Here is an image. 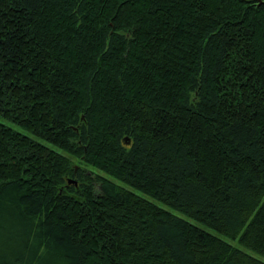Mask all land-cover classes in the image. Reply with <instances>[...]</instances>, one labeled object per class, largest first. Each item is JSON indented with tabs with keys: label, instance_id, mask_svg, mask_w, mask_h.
<instances>
[{
	"label": "trees",
	"instance_id": "trees-1",
	"mask_svg": "<svg viewBox=\"0 0 264 264\" xmlns=\"http://www.w3.org/2000/svg\"><path fill=\"white\" fill-rule=\"evenodd\" d=\"M0 117V264H264V0H0Z\"/></svg>",
	"mask_w": 264,
	"mask_h": 264
},
{
	"label": "rangeland",
	"instance_id": "rangeland-1",
	"mask_svg": "<svg viewBox=\"0 0 264 264\" xmlns=\"http://www.w3.org/2000/svg\"><path fill=\"white\" fill-rule=\"evenodd\" d=\"M0 123H2L3 125H5V126L11 128V129H13V130H15V131H17V132H19V133H22V134L28 135L26 132L22 131V130H21L19 127H17L15 124H13L12 122H9V121H6V120L2 119L1 117H0ZM81 167L84 168L85 170L89 171V172H93V173H95V174H99L98 171H96L95 169H93V168H91V167L84 166L83 164H81ZM99 175H102V176L108 178L107 176H105V175H103V174H99ZM108 179H109V178H108ZM163 208L168 209V208L165 207V206H163ZM168 210H170V209H168ZM170 211L173 212L175 215H177V216H179V217H182V216L179 215L178 213H176V212H174V211H172V210H170ZM232 244H234V243H232ZM256 257L259 258L260 260L264 261L263 258H260V257H258V256H256Z\"/></svg>",
	"mask_w": 264,
	"mask_h": 264
},
{
	"label": "water",
	"instance_id": "water-1",
	"mask_svg": "<svg viewBox=\"0 0 264 264\" xmlns=\"http://www.w3.org/2000/svg\"><path fill=\"white\" fill-rule=\"evenodd\" d=\"M68 183H74L76 185V182L72 181V180H69Z\"/></svg>",
	"mask_w": 264,
	"mask_h": 264
}]
</instances>
